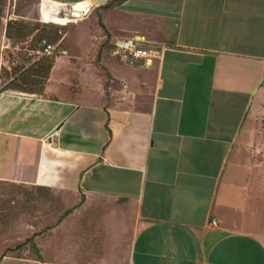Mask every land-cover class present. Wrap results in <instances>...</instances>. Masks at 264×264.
I'll return each mask as SVG.
<instances>
[{"label": "crops", "instance_id": "crops-1", "mask_svg": "<svg viewBox=\"0 0 264 264\" xmlns=\"http://www.w3.org/2000/svg\"><path fill=\"white\" fill-rule=\"evenodd\" d=\"M117 8L153 67L67 62L57 81L56 62L43 94L0 91V182L68 206L50 255L1 264H264V0Z\"/></svg>", "mask_w": 264, "mask_h": 264}, {"label": "rangeland", "instance_id": "rangeland-1", "mask_svg": "<svg viewBox=\"0 0 264 264\" xmlns=\"http://www.w3.org/2000/svg\"><path fill=\"white\" fill-rule=\"evenodd\" d=\"M3 1L0 6V89L3 91L13 83L23 85L20 75L32 73L40 63L42 55L33 54L29 50L30 46L37 47L35 42L31 43L36 35L57 46V75L54 80L58 81L66 74L67 62L73 65V68L78 63H93L101 76L108 78L105 65L109 62L118 65L122 60L116 54L114 44L119 39L131 37L133 28L140 25L135 17L117 8L119 0H108L103 6L94 2L90 9L77 12L82 17L73 16L71 7L74 4L63 9L62 6L47 0ZM58 9H62L61 16L57 14ZM9 21L22 22L35 30L26 39H9L6 35ZM148 24H151L150 21ZM64 52L67 54H63ZM34 79L31 77L30 81ZM90 86H83L84 91L89 92ZM71 89L75 92L78 90L76 86H71ZM251 129L252 127L247 130ZM245 132L246 129L243 135ZM17 185L0 183V257L32 259L36 255L33 243L40 248L42 255L45 248L47 255H50L52 245H59L61 233L63 238L68 233L67 228L51 230L52 224L61 218L63 210L68 206L64 200H60L63 205L54 200H42L38 192H31L32 189L27 186ZM69 216L71 221L75 222L77 217ZM69 226L75 228L74 223ZM27 241L32 243L18 249Z\"/></svg>", "mask_w": 264, "mask_h": 264}, {"label": "trees", "instance_id": "trees-1", "mask_svg": "<svg viewBox=\"0 0 264 264\" xmlns=\"http://www.w3.org/2000/svg\"><path fill=\"white\" fill-rule=\"evenodd\" d=\"M126 0H119L118 3L119 5H121L122 3H124ZM3 0L0 1V6L3 5ZM35 29H31L30 26L22 23V22H17V21H9L8 25H7V30H6V35L7 38L9 39H26ZM44 40L43 37H40L39 35H36L33 39L31 43H36L37 47L33 48L32 46H30L29 50L31 52H33V54H37V51H40L41 49V42ZM42 59L40 61V63L37 65V68L32 72V73H24L22 75H20L21 77V82L23 85H17L16 83H13L12 86H10L9 88L5 89L4 91H17V92H23V93H29V94H43L44 90H45V86L46 83L48 82L49 78H50V74L51 71L56 63V57L54 56H41ZM18 70H15V73L17 74ZM34 77V80L30 81V78ZM17 79V78H16ZM14 79V81L16 80ZM38 79H40V81H38ZM13 81V82H14ZM28 86L29 88L25 87ZM31 87V88H30ZM34 88V89H32ZM38 88V89H36ZM0 91H3L2 89H0ZM2 183V182H0ZM8 184H12V183H8ZM18 186V185H17ZM19 186H26V185H19ZM28 188L32 189L31 192L36 191L38 192V194H40V196L42 197V200H54L57 203L59 202V199H57L54 196V193L51 189L49 188H44V187H31V186H27ZM29 192V193H31ZM40 201V199H39ZM58 221V220H57ZM29 243H32L30 241H27V243L21 245L18 247V249H23L24 247H26ZM33 247L36 248V255H39V249L36 247V244L33 243ZM6 258V256L4 257H0V264L2 263V261ZM39 259H41V257H38Z\"/></svg>", "mask_w": 264, "mask_h": 264}, {"label": "built area", "instance_id": "built-area-1", "mask_svg": "<svg viewBox=\"0 0 264 264\" xmlns=\"http://www.w3.org/2000/svg\"><path fill=\"white\" fill-rule=\"evenodd\" d=\"M61 8H65L62 6ZM62 10V9H61ZM61 10L58 9L57 14L61 16ZM41 49L37 51L38 55L54 56L57 52V46L48 40L41 42ZM116 54L122 59L121 61L136 66L138 64L142 67H153L155 63L161 58L162 50L155 48H147L143 45V38L136 37L133 39L119 40L114 44ZM63 54H67L64 52ZM216 225V222H213Z\"/></svg>", "mask_w": 264, "mask_h": 264}, {"label": "bare ground", "instance_id": "bare-ground-1", "mask_svg": "<svg viewBox=\"0 0 264 264\" xmlns=\"http://www.w3.org/2000/svg\"><path fill=\"white\" fill-rule=\"evenodd\" d=\"M94 2L97 3V1H93V0H89V1H85V2H81V3H76L74 4L71 8H72V13L74 17H82L81 14H78L77 12L80 10H88L92 7V5L94 4ZM70 16V15H69ZM71 17V16H70ZM73 18V17H72ZM75 19V18H74Z\"/></svg>", "mask_w": 264, "mask_h": 264}, {"label": "water", "instance_id": "water-1", "mask_svg": "<svg viewBox=\"0 0 264 264\" xmlns=\"http://www.w3.org/2000/svg\"><path fill=\"white\" fill-rule=\"evenodd\" d=\"M106 2H107V0H97V4L99 6H103Z\"/></svg>", "mask_w": 264, "mask_h": 264}]
</instances>
